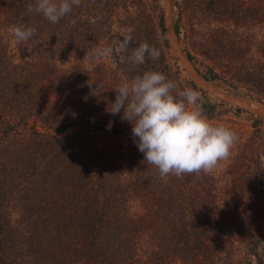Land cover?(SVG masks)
Here are the masks:
<instances>
[{"label":"trees","instance_id":"trees-1","mask_svg":"<svg viewBox=\"0 0 264 264\" xmlns=\"http://www.w3.org/2000/svg\"><path fill=\"white\" fill-rule=\"evenodd\" d=\"M34 2L0 0V264H264V117L184 77L145 0H82L57 24L29 14ZM174 3L213 62L203 75L264 100V0ZM21 24L37 29L26 43L11 34ZM129 34L127 51L93 57ZM142 41L161 55L134 68ZM145 71L198 90L204 114L238 133L221 175L147 165L123 109L108 110Z\"/></svg>","mask_w":264,"mask_h":264},{"label":"clouds","instance_id":"clouds-1","mask_svg":"<svg viewBox=\"0 0 264 264\" xmlns=\"http://www.w3.org/2000/svg\"><path fill=\"white\" fill-rule=\"evenodd\" d=\"M81 5L82 0H35L34 4L27 5V12L40 14L57 24L73 7ZM90 23L95 21L90 20ZM36 31L34 26L21 24L14 26L11 34L18 43H26ZM131 41L132 36L126 35L118 47H97L92 55L99 59L111 56L114 51H127ZM160 55L158 48L142 41L127 60L136 68L145 63L146 58L157 61ZM114 89L116 99L108 110L117 115L123 109L121 119L133 125L132 136L138 150L144 153L147 165L158 169L162 179L169 175L180 178L186 174L211 172L219 161L230 156L238 133L212 122L204 114L198 90L180 89L175 81L159 71L122 78Z\"/></svg>","mask_w":264,"mask_h":264},{"label":"water","instance_id":"water-1","mask_svg":"<svg viewBox=\"0 0 264 264\" xmlns=\"http://www.w3.org/2000/svg\"><path fill=\"white\" fill-rule=\"evenodd\" d=\"M163 7L164 32L167 43L191 80L215 97V99L264 117L263 99L228 91L208 79L199 69H197L190 57L181 47L178 35L175 31L172 17V0H164Z\"/></svg>","mask_w":264,"mask_h":264},{"label":"rangeland","instance_id":"rangeland-1","mask_svg":"<svg viewBox=\"0 0 264 264\" xmlns=\"http://www.w3.org/2000/svg\"><path fill=\"white\" fill-rule=\"evenodd\" d=\"M145 1L148 2L149 6L152 7V13H153L156 21H162L163 25H164V17H163V14H164L163 2H164V0H145ZM132 13H133V15H135L137 13L135 6L132 9ZM172 17H173V23L177 24L178 28H179V33H178L179 35L178 34L177 35H178L181 47L184 49L185 52L189 51L191 53V55H192L191 60L194 63V65L197 67V69H199L200 71L206 70L205 63L213 64V62L210 59L206 58L204 56V54H202V52H201L202 50L198 49V45L196 44L195 39L191 38V36H193V32H194L192 30L191 23H192V21H195V19L191 18L190 16L188 17L186 15L182 19V13L180 15V10L178 9L176 3H174V5H173ZM209 22H212V25L214 23L213 21H209ZM254 29L256 30L259 37L264 33V26H262L261 24L255 25ZM13 52H16V49H14ZM169 52H170V56H171V61L172 62L176 61L179 64L182 75L188 79H191L189 77V75L185 72V70L182 68V66L180 65V63L177 60L173 50L170 47H169ZM15 57L18 58L19 54L16 53ZM218 69H220V68H218ZM217 85L228 90V91L238 93V94L246 95V92H247V89L242 85H239L237 90L232 89V87L228 86L227 84H225L222 81H217ZM213 98H215V97H213ZM224 104L226 105V107H229V105H230V104L225 103V102H224ZM253 114L255 116H259L255 113H253ZM247 115H248V113L242 112V116L245 117ZM243 121H246V120L243 118ZM263 126H264V124H263ZM263 161H264V156H263ZM225 163H226L225 159L219 161L218 165L212 170V172H214L216 175H221L222 174L221 172L225 168Z\"/></svg>","mask_w":264,"mask_h":264}]
</instances>
